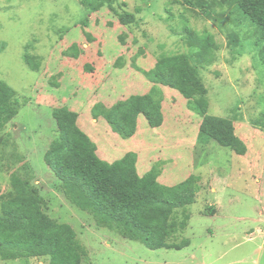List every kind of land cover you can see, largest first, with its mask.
I'll return each instance as SVG.
<instances>
[{"label": "rangeland", "instance_id": "1", "mask_svg": "<svg viewBox=\"0 0 264 264\" xmlns=\"http://www.w3.org/2000/svg\"><path fill=\"white\" fill-rule=\"evenodd\" d=\"M125 12L135 14L136 22L122 24L119 14ZM239 17L219 0H113L98 12L87 11L80 0H0V79L15 89L20 104L0 131V207L13 191V175L28 180L44 198L45 212L75 229L88 251L82 264H264V129L252 123L264 111V46ZM186 28L215 37V60L199 67L208 114L242 118L235 132L247 145L244 155L202 135V116L189 101L144 74L161 54L192 53ZM234 32L240 45L231 42ZM26 55L39 69H32ZM152 89L162 100L160 127L151 128L140 115L136 134L125 139L104 116L93 117L97 105L109 109ZM59 106L78 113L79 126L108 162L132 151L139 174L154 169L165 185L200 176L196 202L171 218L187 222L172 240L186 237L190 246L150 249L100 227L70 202L44 158L60 136L53 117Z\"/></svg>", "mask_w": 264, "mask_h": 264}, {"label": "trees", "instance_id": "2", "mask_svg": "<svg viewBox=\"0 0 264 264\" xmlns=\"http://www.w3.org/2000/svg\"><path fill=\"white\" fill-rule=\"evenodd\" d=\"M219 1L222 6L233 7L240 20L255 28L262 49L264 0ZM80 2L87 11L98 12L107 4L111 6L113 0ZM119 20L128 25L136 22V16L125 12L119 14ZM186 30L192 53L161 54L155 66L144 74L154 84L178 90L189 101L202 116V135L244 155L247 145L235 132V122L242 118L208 114V89L199 67L215 60L219 48L215 37L210 32ZM231 42L240 45L239 32L232 34ZM26 61L32 69H39L40 63L34 57L26 55ZM19 105L15 89L0 79V131L18 114ZM162 107V100L157 99L152 89L118 101L109 109L97 105L92 114L94 118L104 116L115 133L128 139L138 130L140 115L145 116L151 128L162 126ZM53 117L60 136L50 144L44 158L72 204L90 213L100 227L116 229L122 237L140 241L150 249L190 246L189 238L172 240L186 230L187 222L171 218L176 209L196 202L200 176L191 175L175 185L158 181L154 169L141 176L136 152H128L113 162L100 158L96 143L79 126L77 112L59 106L53 110ZM252 123L264 129V111ZM11 184L13 191L3 197L0 207V260L48 257L50 264H82L88 251L72 225L61 223L45 212L44 198L28 180L13 175Z\"/></svg>", "mask_w": 264, "mask_h": 264}]
</instances>
